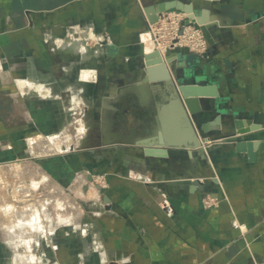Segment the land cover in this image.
<instances>
[{
	"label": "crops",
	"instance_id": "crops-1",
	"mask_svg": "<svg viewBox=\"0 0 264 264\" xmlns=\"http://www.w3.org/2000/svg\"><path fill=\"white\" fill-rule=\"evenodd\" d=\"M169 1L0 0V154L14 145L25 158L20 146L27 134L68 133L71 126L78 129L75 124L84 130L99 125L103 145L104 136L116 150L129 145L123 157L127 176L117 168V154L73 151L45 158L52 174L103 164L111 174L104 191L109 200L95 205L88 232L77 225L72 233L55 234L53 225V235H47L52 243L39 254L42 263L264 264V129L240 137L261 140L254 157L235 149L236 137L194 149L170 147L169 157L158 160L143 156L134 142L151 133L159 106L169 99L163 82L141 84L143 56L154 49L149 10ZM180 1L191 3L197 14L208 5L207 50L177 60L187 64L180 70L217 88V96L204 97L211 108L200 120L220 115L217 132L238 116L264 124V0ZM72 24L92 25L103 39L101 46L89 41L94 53L87 59L68 46L84 33L77 28L67 35ZM85 68L94 71L92 79L81 78ZM27 78L34 86L23 92L18 82ZM136 84L140 89L121 90ZM45 85L50 92L41 91ZM163 129L181 141L172 112ZM136 173L147 181L135 179ZM175 176L198 177L201 186L191 191L176 185ZM152 178L161 185L148 183ZM207 195L218 201L205 208ZM237 224L245 225L244 234ZM1 256L0 245V264Z\"/></svg>",
	"mask_w": 264,
	"mask_h": 264
},
{
	"label": "rangeland",
	"instance_id": "rangeland-1",
	"mask_svg": "<svg viewBox=\"0 0 264 264\" xmlns=\"http://www.w3.org/2000/svg\"><path fill=\"white\" fill-rule=\"evenodd\" d=\"M74 35L77 37L80 34L78 33ZM93 38L94 35L91 31L84 32L82 37L71 40L68 43L69 45L66 42V45L72 47V49H74L73 52L75 53H81L84 51L80 54V59H87L90 56V53H94V48L90 45V42L93 44ZM85 43L88 44L87 50ZM81 47H85V49L81 50ZM68 69V72H70L73 70V66L70 64ZM86 70H89L90 77H85L83 79H92L94 71L85 68L84 72ZM83 74L82 71L80 73L81 78ZM25 80L30 79L27 78L23 81ZM20 82H18V85L21 89ZM32 82L33 81H31V83ZM72 82L69 83L79 85L78 81ZM32 85H34V82L33 84H29L26 89L21 90L24 92L25 90L30 89ZM138 85L141 86L140 84ZM50 90L51 89H49V92ZM41 91L43 92L44 90ZM125 122L129 123L127 115L125 116ZM75 126H78V129L71 126L70 130H67L68 133L56 132L45 134L40 132L39 134H27L25 141H22L23 144L20 146L22 149L26 150V154L24 155L25 158H20L19 155L21 152L18 151L19 149L17 150L19 147H14V145L10 147V152L0 154V165H3L4 170L6 171V178L4 176L3 178H0L3 181L5 179L8 182H6L7 184H4L2 188L0 187V209L2 210V212L0 210V245L2 247V264H53L49 262L42 263V257L39 256V254L41 255L43 252H46V247L50 246L52 243L47 240V235H53V227H56V230L54 231L55 234H58L61 231L72 233L77 225L80 227L78 228L80 229L79 231H81L82 228L87 227V233L90 229L88 226L89 218H91L96 210L95 205L104 201V191L110 185L108 177L109 174H111V172L106 169V165L103 164L101 168H93L92 170L84 168L79 172L75 171L74 173L68 174V176H61L57 172L52 174L48 171L45 158L59 155L64 152L72 153L73 151H83L85 152V155H90L91 157L100 153H106L111 156L117 154L119 156L117 168H120V170L122 169L124 175L125 173L126 176L129 175V172L124 171L125 169L128 170L129 167H126L128 165H126V161L123 160L125 154L129 153V145L124 149L118 147L116 150L114 149L116 147L109 145L111 142H108L107 140L110 138L106 139V136H104L103 141L107 142V144L103 145L101 143L103 132L99 125H96L94 128L90 127L86 130L77 124H75ZM103 127L105 128V126ZM34 134V137L39 138V141L35 144L30 141L31 136ZM78 134H81L79 135L81 137H78ZM11 165L16 167L12 168ZM117 168L115 170H117ZM89 175H91V177H89ZM134 177L139 181H147L141 178L138 173L134 174ZM0 182L2 181L0 180ZM148 183L155 187L161 185L157 179L153 178L148 180ZM1 184L2 183H0V185ZM8 184H10V186H7ZM13 187L17 189L16 193L18 197L24 196L22 199L23 201H20L19 198L15 200ZM100 187H103L104 191H101ZM15 203L18 204L17 208L19 210L26 213V216L23 219L24 222H26L29 217V209L27 205L30 206L33 203V205L40 208V219H37L38 222L36 223L35 228L26 222L28 226L24 223L23 227L11 229V215L6 214L4 205H12ZM1 204H3V206ZM23 204L24 206L22 207ZM67 219L69 220L65 221ZM24 226H27V228H24Z\"/></svg>",
	"mask_w": 264,
	"mask_h": 264
},
{
	"label": "water",
	"instance_id": "water-1",
	"mask_svg": "<svg viewBox=\"0 0 264 264\" xmlns=\"http://www.w3.org/2000/svg\"><path fill=\"white\" fill-rule=\"evenodd\" d=\"M205 6L208 5L205 3ZM206 7L201 11V14L195 13V9L191 3H184L180 0H173L166 3H159L156 9H150V22L157 19V14L166 10H177L187 14L186 18H194L196 23L201 26L208 42L210 36L207 33L205 22L207 20L208 9ZM187 47H176L172 50H167L164 53L153 49L145 53L143 56L144 75L141 78L143 83L163 82L169 89L168 103L159 106L155 114V127L151 133L146 137H137L135 144L139 147L141 154L145 157L153 158L155 160L165 159L169 157L170 147L180 148H200L203 144L212 142L215 139L235 137L236 135L245 136L249 132H254L264 129V124L256 123L252 119H245L242 116L236 117L233 122L228 125L227 130L215 131L219 129L220 115L209 120L201 121L200 118L205 114L206 110L211 106L206 104L204 97L217 96V88L212 84H202L198 77H191L188 72L180 70L187 64L177 63L179 56L189 54ZM133 86H128L123 91L133 90ZM210 107V108H209ZM167 112H172L174 118L178 121L181 127L182 134L181 141H174L167 137L163 129L164 118ZM246 121V123H245ZM216 124V125H215ZM213 137H210V136ZM261 140L258 139H242L239 136L233 140L232 144L239 152H247L250 157H254V152L257 149ZM205 151V149H204ZM91 177V175H89ZM176 185L190 186L191 191L200 188L198 184L199 178L190 180L187 176L172 177ZM104 191L103 187H100ZM109 197L104 195V201H108Z\"/></svg>",
	"mask_w": 264,
	"mask_h": 264
},
{
	"label": "built area",
	"instance_id": "built-area-1",
	"mask_svg": "<svg viewBox=\"0 0 264 264\" xmlns=\"http://www.w3.org/2000/svg\"><path fill=\"white\" fill-rule=\"evenodd\" d=\"M186 17L187 14L185 12L173 9L158 13L156 21L149 22L147 28V32L153 40L154 49L164 53L165 51L172 50L176 47H187L190 52L203 54L207 50L208 40L205 37L201 26L196 23L195 19ZM77 28L83 32L91 31L94 35L92 41L95 42V45H102L103 39H100L98 35H95L92 25H69L67 27V35L69 34L73 36L70 29L73 30ZM95 75L97 76V74ZM75 121L80 123L77 118ZM79 126H81V124H79ZM238 136L243 137L241 135H236L235 137L237 138ZM217 201V198L212 197L211 195L202 198L203 206L205 208L214 205ZM237 227L241 233L244 234L246 230L245 225L237 224ZM77 230L79 231L80 229ZM86 231L87 227H84L81 230L82 233H86Z\"/></svg>",
	"mask_w": 264,
	"mask_h": 264
},
{
	"label": "bare ground",
	"instance_id": "bare-ground-1",
	"mask_svg": "<svg viewBox=\"0 0 264 264\" xmlns=\"http://www.w3.org/2000/svg\"><path fill=\"white\" fill-rule=\"evenodd\" d=\"M90 34V33H89ZM149 34V33H148ZM92 36V35H91ZM149 36H150V34H149ZM93 37V36H92ZM150 38H151V36H150ZM84 39H86V38H84ZM152 40V39H151ZM85 42V41H84ZM152 43H153V40H152ZM81 45V44H80ZM83 46V45H82ZM153 46H154V43H153ZM85 47H86V50H87V48H88V44H86L85 43ZM85 47L84 48H82L81 50H84L85 49ZM78 51V50H77ZM82 52H84V51H82ZM81 52V53H82ZM84 56V55H83ZM86 57V56H85ZM72 66V65H71ZM71 68V67H70ZM69 70V69H68ZM84 74L82 75V79L83 78H88V77H90L89 76V70H86L85 72H83ZM73 83V82H72ZM72 83H70L71 85H72ZM29 84H33V82L31 83V81H21L20 82V87L24 90V89H26L27 88V86L29 85ZM76 84V83H75ZM32 86H34V85H32ZM129 86V85H128ZM140 87L141 86H139L138 84H136V85H134V88H139L140 89ZM29 88V87H28ZM125 88H127V86L126 87H122L121 88V90L123 91ZM49 89H51L49 86L47 87L46 85L41 89V90H44L43 91V93H46V92H49ZM51 91V90H50ZM139 92V91H138ZM35 136V134L34 135H32L31 136V138H30V141L32 142V143H36L37 141H39V138H37V137H34ZM57 136V135H56ZM30 142V143H31ZM20 164V163H19ZM11 167L12 168H14V167H16V166H12L11 165ZM18 168V167H17ZM13 170V169H12ZM17 172H20V171H17ZM23 172V171H22ZM8 173V172H7ZM5 175H6V171L4 170V166L3 165H0V177H2L3 178V176L5 177ZM8 175V174H7ZM20 175H21V173H20ZM15 176H16V174H15ZM19 176V175H18ZM6 178V177H5ZM0 180L2 181V182H0V183H2L1 185H0V187L2 188L3 187V185L4 184H7L8 182H7V180H5L4 179V181L0 178ZM10 180V179H9ZM7 182V183H6ZM10 182V181H9ZM6 186V185H5ZM7 186H10V184H8ZM15 187V186H14ZM13 187V188H14ZM34 187H37V186H34ZM8 188V187H7ZM17 189L16 188H14L13 189V193H14V198H15V200L17 199V198H19V200L20 201H23L22 199H23V197H18V195H17V191H16ZM20 190V189H19ZM4 191V190H3ZM23 193V192H22ZM21 194V193H20ZM0 200H1V198H0ZM1 203V202H0ZM21 203V202H20ZM4 204V203H3ZM3 204H1L2 206H3ZM17 205L18 204H6V205H4V210L6 211V214H10L11 216V219H12V222H11V229H14V228H20V227H23V224L25 223V224H30L33 228H35L36 227V223L38 222V220L37 219H40V213H41V210H40V208L39 207H37L36 205H33V203H32V205H27L28 206V209H29V217L27 218V223L26 222H24V218H25V214L26 213H23V211L22 210H19L18 208H17ZM24 206V204L22 205V207ZM20 207H21V205H20ZM25 208V207H24ZM22 209V208H21ZM27 209V210H28ZM1 210V209H0ZM26 210V209H25ZM1 212H2V210H1ZM22 213H23V215H22ZM5 214V215H6ZM4 215V216H5ZM13 216V217H12ZM61 216V215H60ZM62 221V220H61ZM65 221H68V220H65ZM4 222H6V221H4ZM7 223V222H6ZM28 224H27V226H28ZM5 225V224H4ZM27 226H24V228H27ZM14 231V230H13ZM22 232V231H21ZM26 232V231H25Z\"/></svg>",
	"mask_w": 264,
	"mask_h": 264
}]
</instances>
